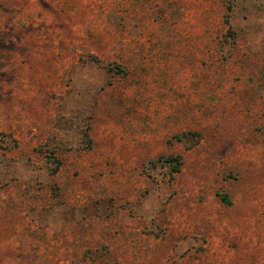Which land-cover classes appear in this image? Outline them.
<instances>
[{
  "label": "rangeland",
  "instance_id": "374dc122",
  "mask_svg": "<svg viewBox=\"0 0 264 264\" xmlns=\"http://www.w3.org/2000/svg\"><path fill=\"white\" fill-rule=\"evenodd\" d=\"M225 4L0 0V264H264V0Z\"/></svg>",
  "mask_w": 264,
  "mask_h": 264
},
{
  "label": "trees",
  "instance_id": "16d2710c",
  "mask_svg": "<svg viewBox=\"0 0 264 264\" xmlns=\"http://www.w3.org/2000/svg\"><path fill=\"white\" fill-rule=\"evenodd\" d=\"M225 7L226 9L229 11L232 8V0H225ZM228 32L225 33L226 35H233V32L230 31L229 29L227 30ZM231 32V33H230ZM81 58V57H80ZM85 61L82 62H88V64H97L103 68H105V70L107 72H112L113 74H121V75H127L128 74V67L126 66V63L123 62H118L115 59H104L99 57L97 54L94 53H86L85 54ZM89 119V118H88ZM79 130L81 132V136H83L84 139V143H86V145L91 144L90 140L88 139V130L89 129V125L84 124V120L83 117H81L79 119ZM68 124H70V122L68 121ZM176 139L178 141H181L183 139L185 140H189L191 142L190 146H194L196 144L199 143L200 139L202 138L201 132L197 131V130H187V131H183L178 133L176 136ZM86 138V141H85ZM159 161L161 162V164L167 168H169V170L171 172H178L180 171V166L182 163L181 160V155L176 154H169V155H159ZM155 163L153 162L152 159L148 160V165L149 167H152V165H154ZM222 199L224 200V202L226 203H230L229 198L227 197L226 194L222 195Z\"/></svg>",
  "mask_w": 264,
  "mask_h": 264
}]
</instances>
